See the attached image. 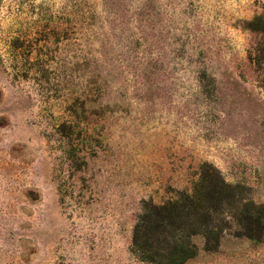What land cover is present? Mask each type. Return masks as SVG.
I'll use <instances>...</instances> for the list:
<instances>
[{
  "label": "rangeland",
  "instance_id": "374dc122",
  "mask_svg": "<svg viewBox=\"0 0 264 264\" xmlns=\"http://www.w3.org/2000/svg\"><path fill=\"white\" fill-rule=\"evenodd\" d=\"M204 165L264 207V0H0V264H146ZM227 208L184 264H264Z\"/></svg>",
  "mask_w": 264,
  "mask_h": 264
},
{
  "label": "trees",
  "instance_id": "16d2710c",
  "mask_svg": "<svg viewBox=\"0 0 264 264\" xmlns=\"http://www.w3.org/2000/svg\"><path fill=\"white\" fill-rule=\"evenodd\" d=\"M261 20L262 16L255 17L248 24L249 29L254 31ZM67 127L71 131L72 127ZM64 137L68 139L64 142L66 151L72 154L71 132ZM240 192L239 187L227 186L214 168L201 166L199 179L190 193L178 192L174 200L161 205L143 203L132 231V253L146 264H184L196 254L193 237L203 236L207 249L209 240H216L218 231L211 225V216L222 205L230 212L238 211L243 231L240 236L261 242L264 239V207L243 199Z\"/></svg>",
  "mask_w": 264,
  "mask_h": 264
}]
</instances>
